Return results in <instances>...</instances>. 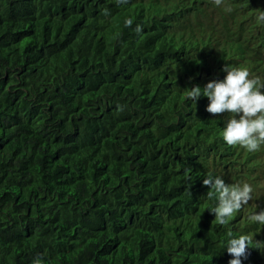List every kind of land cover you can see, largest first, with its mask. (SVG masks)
I'll return each instance as SVG.
<instances>
[{"label":"trees","instance_id":"obj_1","mask_svg":"<svg viewBox=\"0 0 264 264\" xmlns=\"http://www.w3.org/2000/svg\"><path fill=\"white\" fill-rule=\"evenodd\" d=\"M260 10L0 0V264H227L229 231L249 237L243 264L262 263L264 228L247 217L264 191L220 224L202 180L257 183L264 145H227L230 114L187 96L225 64L264 84Z\"/></svg>","mask_w":264,"mask_h":264},{"label":"clouds","instance_id":"obj_2","mask_svg":"<svg viewBox=\"0 0 264 264\" xmlns=\"http://www.w3.org/2000/svg\"><path fill=\"white\" fill-rule=\"evenodd\" d=\"M256 20L264 23V10L259 11ZM125 23L131 25L132 20L128 18ZM140 30L141 25L137 24L136 31ZM222 71L225 73L222 79L209 80L203 87H188L187 96L194 101L201 96L207 97L209 103L206 111L209 113L230 114L221 131L227 145H238L241 148H236L243 152L261 153V145H264V84L259 83L258 76H251L247 67L225 64ZM202 183L209 186L206 195L214 201L208 211L215 214V220L220 224L227 223L236 210L246 205L253 192L264 191V175L257 183L248 180L225 183L222 176L208 173L204 175ZM247 219L248 227L263 229L264 207L250 214ZM227 237L225 247L231 254L227 264H243L242 258H246V249L249 247L248 235H233L229 231ZM34 264H41V261L37 259ZM260 264H264V261Z\"/></svg>","mask_w":264,"mask_h":264},{"label":"bare ground","instance_id":"obj_3","mask_svg":"<svg viewBox=\"0 0 264 264\" xmlns=\"http://www.w3.org/2000/svg\"><path fill=\"white\" fill-rule=\"evenodd\" d=\"M208 153V152H207ZM201 184V183H200ZM264 194V193H263ZM262 202V201H261ZM255 203V202H254ZM252 204V203H251Z\"/></svg>","mask_w":264,"mask_h":264}]
</instances>
